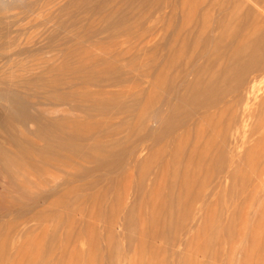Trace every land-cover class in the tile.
I'll return each mask as SVG.
<instances>
[{
    "label": "rangeland",
    "instance_id": "374dc122",
    "mask_svg": "<svg viewBox=\"0 0 264 264\" xmlns=\"http://www.w3.org/2000/svg\"><path fill=\"white\" fill-rule=\"evenodd\" d=\"M185 1L0 0V90L3 91H0V109L4 113L2 117H5L6 122L13 125L18 133L22 134V128L28 130L27 136L30 135L29 138L37 141L38 148L43 144L38 142L36 135L57 141L63 149L72 148L71 151L76 150L74 154L77 155L76 163H70L66 156H57L58 160L54 157L50 162L55 161L56 164L52 162L53 166L44 165L47 170L42 168V162L38 164L36 161V166L38 164L39 168H42V172L38 169V173L36 167L27 165L22 166L23 174L21 170L12 168L11 175H14L17 184L24 181L23 184L21 182V188L13 185L16 181L10 182V179L0 176V264H264V120L261 119H264V110H261V105L264 104V70L261 71L262 74H256L261 80L259 77L255 84L253 99L251 98L247 105L243 103L239 106V111L226 113L233 121L246 118L244 124L235 121L237 128L233 127L230 132L224 130V126L231 122L226 115L223 116L224 119L216 117V121L211 124L204 123V130L188 131L189 128L196 129L195 124L205 117V111L201 108L203 103L215 99V96L206 97L201 93L198 94L201 97L196 95L194 101L185 106L183 113L173 112L176 108L171 110L172 112L168 110L170 113L167 110L161 112L160 116L164 114V122L160 124L162 126L140 120L142 111L139 109L141 104H144L142 102L149 98L148 92L154 95L153 98L168 96L163 90L164 84L162 88L155 89L156 92H150L153 80L160 76L166 85H173V79H165V76L161 75L162 72L171 70V73H174L190 59L188 56L198 52L194 49V44L201 45L202 40L186 34L184 26L189 24L186 28L191 25L194 29L197 26V31L191 28L196 32L209 26L215 28L216 24L224 21L223 16L227 21L230 16L227 18L226 14L233 13L227 11L219 17L215 12L216 4L236 1L242 5L248 0ZM205 12H208L209 17H206ZM198 19L202 25L197 23ZM23 28L27 30H24V33L21 30ZM29 31L35 33L31 34L32 40L35 39L33 43L28 38L29 47L26 48L24 44L30 35ZM25 32H28V35H25ZM51 41L58 44L54 45ZM20 42L24 43L20 45ZM184 43L191 46L189 50H184ZM10 45L16 47L15 52H11L17 53L16 55L7 54L14 49ZM53 45L58 46L57 53H60L57 66L58 70L60 69L58 79L59 75L61 79L58 84L61 82V90L58 88V95L60 94L59 98L62 97V100H59L60 105L54 109L48 105H36L40 99H37L38 102L33 96L42 92L38 90L41 86H37L40 82L42 85V80L39 75L40 80L34 76L37 77L40 71H35L37 74L34 76L30 73V77V70H25L32 67H28L32 61L34 65L35 61L49 57ZM22 46H25L23 52ZM178 49L179 53L176 52ZM24 50L26 53L30 50L31 53L26 54ZM191 52L194 54H190ZM207 56L208 54L204 57L205 62L209 58ZM204 60H199V65H195L199 71L204 67ZM18 65L21 68L17 67ZM25 66L28 68L23 69ZM196 68L194 71L198 70ZM194 71H190L189 80L188 77L184 78L187 80L186 84L194 81L197 74ZM22 72L27 76L24 73V77ZM91 76L94 79H91ZM24 78L30 80V83L34 81L33 85L37 83L34 87L30 85L35 89V93L32 91L34 89L30 88L33 93L28 90L26 94L22 91L21 95L31 94L24 97L28 101L26 106L32 103L30 106L33 109L36 106V109L30 111L24 105L26 102L19 100V107L22 108L13 109V114L10 108H6L11 103L7 101H11L18 94L12 92L11 97L7 96L10 92L8 87L11 85V88L16 82V85L21 84L25 81L22 80ZM89 79L96 80V83H91ZM173 86L180 94L184 92L183 88H186L185 85L183 88L178 87L179 83L176 82ZM197 87L199 90L209 88L218 94L230 89L229 86H223L224 89L221 86L208 87L203 83L197 84ZM12 89L18 90V86ZM82 94L84 96H81ZM21 96L18 95L19 99L23 98ZM231 96L223 97L219 109H224V105L233 99V95ZM166 97L165 100L170 99ZM174 102L178 104L177 100ZM154 104L157 109L158 105ZM150 109L145 111L147 115H150L155 107ZM54 111L56 112L52 114ZM59 117L60 120L63 118L62 121ZM55 122L60 124V130H55L56 133L52 130ZM84 122L86 124H83ZM218 123L224 124V128ZM1 130L0 127V132ZM73 130L75 135L70 133ZM184 132L186 135L182 134ZM192 135L194 139L199 136L204 138L199 139L202 140L200 143L197 139L195 141ZM25 140L26 137L23 141ZM182 142H188V145L185 146ZM222 142L227 143L225 150V143ZM69 144L72 145L71 148ZM177 144L179 147H176ZM137 146L142 147L138 148L140 153L137 152ZM8 148L11 150L10 146ZM220 149L222 154L224 152L223 155ZM236 149L237 151H234ZM192 152H197L198 158L196 154L193 156ZM191 156L197 160L190 158ZM202 157L204 160L211 158L212 161L206 163ZM164 165L167 169L162 167ZM109 167L116 168L107 170ZM25 172L29 173L27 177ZM48 172L51 174H47ZM22 177L24 179H21ZM217 181L220 183L217 184ZM150 192H153L152 196Z\"/></svg>",
    "mask_w": 264,
    "mask_h": 264
},
{
    "label": "bare ground",
    "instance_id": "6f19581e",
    "mask_svg": "<svg viewBox=\"0 0 264 264\" xmlns=\"http://www.w3.org/2000/svg\"><path fill=\"white\" fill-rule=\"evenodd\" d=\"M183 1V0H182ZM217 1V0H216ZM186 3H187V0L185 1ZM196 2H198V1H196ZM195 2V3H196ZM200 2V1H199ZM191 3V2H190ZM207 3V2H206ZM215 3H217V2H215ZM185 4V3H184ZM200 4V3H199ZM198 4V5H199ZM247 4H248V6H247ZM193 5V4H192ZM203 5V4H202ZM243 5V6H242ZM242 5H240V3L238 4V3H236V1H232V2H230L229 3V1H227V2H222V3H220V4H216L215 5V12L217 13V15H219V17L222 15V14H225L227 11H230V12H233V13H230V14H232V15H228V14H226V17L227 16H230V18L227 20V21H225V16H223L224 17V21H221V22H219V20H218V24H216L217 25V27H215V28H210V26L209 27H205V28H203V29H199V28H197V29H199V31L198 32H196L197 30H196V27L197 26H195V29H194V26H191L190 25V28H188L189 26V24H187L186 26H188L187 28H186V26H184V28L186 29L185 30V32H186V34H188L189 36H196L197 38H198V40H202V43H201V45H200V43L199 44H194V49L195 50H197L198 52H196L195 54L194 53H190V54H194V55H192V56H188V58H190L189 60H187V62L184 64V66H181L179 69L177 68V70L173 73H171V70L170 71H166V72H162V77H164L165 76V79H166V77L167 78H172L173 80H171L172 82H173V85H174V82H176V83H179V86L178 87H180V88H183V86L184 87H186V88H183V89H185L184 90V92L182 91V94H180L179 93V91L177 90V88H174V86L173 85H171V86H173V87H171V86H168V85H166L165 83L166 82H164V81H162L161 80V77L159 78V77H157V79L156 80H153V83H151L152 84V90L150 91V92H152L153 90V92H156L155 91V89H157V88H162V86H164L165 88H166V86H167V88L165 89L164 87H163V90H165L166 92H167V94H168V96L166 97L165 95H163L162 97H156V98H153V96L151 95V93H149L148 92V96H149V98H147V100L146 101H143L142 103H144V104H141V106H140V111H142V113L140 112V120H146L147 121V123H156L157 125L156 126H159L161 123L163 124V118H164V114L162 115L163 116V118H162V116H160V113L162 112H164L165 110H167V112H169L168 110H173L174 108H176V109H174L173 110V112L174 111H177L178 113L179 112H181L182 111V113H183V110L185 111V106L186 105H188V104H190L191 103V101H194V97H196V95L197 96H199V97H201L200 95H198V94H203L204 96H215V99H212V101L211 102H209V100L207 101V102H205V103H203V105H202V109H204V111H205V113H204V115H205V117H203V118H200V120H198V122L195 124V126L196 127H194V125H193V127L194 128H196V129H188V131L189 130H204V123H213V121H216L215 119H216V117L217 118H223V116L224 115H226V113H228V112H231V114L232 113H234L236 110L237 111H239V106H242V104L244 103H246V105H247V103H248V101L253 97V95H254V89H255V84H256V82L258 81V79H259V77L258 76H256V74L258 73V72H261V71H263L264 70V0H248V1H246L245 2V4H242ZM180 6V5H179ZM188 6V5H187ZM190 6H191V4H190ZM183 7V6H182ZM194 7V6H193ZM201 7V6H200ZM213 7V6H212ZM173 8V7H172ZM180 8V7H179ZM185 8V7H184ZM183 8V9H184ZM186 8H188V7H186ZM208 8V7H207ZM210 8V7H209ZM208 8V9H209ZM42 9V8H41ZM46 9V8H45ZM205 9V8H204ZM181 10V9H180ZM203 10V9H202ZM233 10V11H232ZM41 11V10H40ZM174 11V10H173ZM172 11V12H173ZM183 10H181V12H182ZM190 11V10H189ZM212 11V10H211ZM185 12V11H184ZM208 12H210V10L208 11ZM208 12H205L204 14L206 15V17H209V16H207V13ZM171 13V12H170ZM187 13V12H186ZM181 14V13H180ZM173 15V14H172ZM191 15V14H190ZM196 15V14H195ZM165 17V16H164ZM171 17V16H170ZM193 17V16H192ZM203 17V16H202ZM172 18V17H171ZM186 18V17H185ZM185 18H183V19H185ZM210 18H212V17H210ZM216 18V17H215ZM215 18H213V19H215ZM228 18V17H227ZM177 19H178V16H177ZM205 19V18H204ZM223 19V18H222ZM51 20V19H50ZM199 20V19H198ZM216 20V19H215ZM49 21V20H48ZM203 21V20H202ZM35 22H37L36 20H35ZM179 22V21H178ZM184 22V21H183ZM200 22V20L199 21H197V23H199ZM191 23V22H190ZM212 23V22H211ZM32 24V23H31ZM41 24V23H40ZM192 24V23H191ZM199 24H201V23H199ZM213 24V23H212ZM202 25V24H201ZM205 25V24H204ZM203 25V26H204ZM211 25V24H210ZM214 25V24H213ZM28 26V25H27ZM176 26V25H175ZM31 27H32V25H31ZM40 27V26H39ZM170 27V26H169ZM168 27V28H169ZM193 27V29L194 30H196V31H194V30H192L191 28ZM8 28V27H7ZM33 28V27H32ZM31 28V29H32ZM36 28H37V25H36ZM181 28H182V26H181ZM55 29V28H54ZM167 29V28H166ZM183 29V28H182ZM22 30V32L24 31V30H26L25 28H23V29H21ZM34 30H35V28H34ZM38 30V29H37ZM168 30V29H167ZM170 30V29H169ZM27 31V30H26ZM32 31V30H31ZM55 32H56V30H54ZM35 32V31H34ZM55 32L53 33L54 34V38H55ZM194 32H196V33H194ZM16 33H18V32H16ZM20 34H21V32H19ZM18 33V34H19ZM24 33V32H23ZM22 33V34H23ZM26 33H28V32H25V35H28V34H26ZM29 33H30V35H28L27 36V38H26V36H25V38H26V40L27 41H25V43L26 44H24V45H26V48H28L29 47V45H28V47H27V42H28V38H30L31 40H32V37H31V34H33V32L31 33L30 31H29ZM35 34V33H34ZM33 34V35H34ZM52 34V33H51ZM182 34V33H181ZM32 35V36H33ZM53 36V35H52ZM17 37V36H16ZM186 37V36H185ZM188 37V36H187ZM24 38V39H25ZM145 38V37H144ZM183 38H184V36H183ZM193 38V37H192ZM35 39V38H34ZM33 39V40H34ZM56 39V38H55ZM186 39V38H185ZM20 40V39H19ZM29 40L30 42H33L34 43V41L32 40ZM21 41H23V40H21ZM18 42V41H17ZM30 42H29V44H30ZM39 42V41H38ZM55 43H57L56 41H54ZM197 42V41H196ZM19 43V42H18ZM18 43L16 44V45H18ZM24 43V42H23ZM23 43H21L20 42V45L21 44H23ZM51 43L52 44H54L52 41H51ZM44 44V43H43ZM58 44V43H57ZM57 44H54V45H57ZM13 45H15L14 43H13ZM13 45H10V46H12V48H14V49H11V51H10V53H7V54H9V56H10V54H11V52H13L12 50H14V52H15V48L16 47H14ZM15 45V46H16ZM32 44H30V46H31ZM46 45V44H45ZM52 46L51 47V51H50V56L49 57H46V58H41V60H39V61H35L36 62V64H34V65H32V62L30 63V62H27V63H30V65H28V67L29 66H32L31 68H29V69H25V68H28L27 66H25L23 69H25L26 70V72H28L29 70V73H28V75L30 76V73H33V74H31V75H33L34 76V74H35V71L36 72H38V71H40L39 72V74H37V77L36 76H34V78H37V79H39L38 78V75L40 76V79L42 80V85H41V82L39 83L40 85H37V86H41V89L39 88L38 90L39 91H42L41 93H38V94H36L34 91H35V89L33 88L34 87V85L35 84H37V83H34V85L32 84L34 81H32V83H30L29 81L30 80H28V79H26V78H24V79H22L24 82H22L21 84L20 83H18L17 85H16V83H15V85L13 86L12 85V87H16L17 88V86H18V90L16 89H12V87L11 88H9L11 85H9V87H8V89H9V95H7V93L5 94V95H7V96H10L11 94H12V92H15V93H17L18 95H22V91L26 94L27 93V91L29 90H31L30 88H33L34 90H32L35 94H34V96H33V99L35 100H37V99H40V102L37 104L36 103V105H38V107H39V105H42V107L44 106V105H48V107H50L51 106V108H57L60 104H59V100L62 98L61 96H60V98H59V95H58V93H59V90H58V88H59V85H61V82H59V84H58V80L59 79H61L60 78V75H59V79H58V73H59V70H58V66H59V64H57L58 63V57L60 58V53L58 54L57 53V51H58V49H57V47L58 46ZM183 45V44H182ZM192 45V44H191ZM184 46H185V48H184V50L185 49H187V50H189L190 49V47L191 46H188V44H185L184 43ZM17 47H20V46H17ZM25 46H22V52H23V48H24ZM33 47V46H32ZM8 49V48H7ZM105 49V48H104ZM180 49V48H179ZM179 49L176 51V52H178L179 51ZM193 49V48H192ZM17 50V49H16ZM27 50V49H26ZM35 50V49H34ZM33 50V51H34ZM182 50V49H181ZM20 51V50H19ZM25 51V50H24ZM36 51V50H35ZM37 51H39V50H37ZM41 52V51H40ZM180 52V51H179ZM178 52V53H179ZM187 52V51H186ZM20 53V52H19ZM24 53H26V51L24 52ZM27 53H31L30 52V50H29V52L27 51ZM26 53V54H27ZM174 53H175V51H174ZM178 53H177V55H178ZM6 54V55H7ZM15 54V53H14ZM14 54H11L12 56L14 55ZM17 54V53H16ZM15 54V55H16ZM208 54V56L207 57H209L208 59H207V61L205 62V58L204 57H206V55ZM1 55V54H0ZM3 55H5V53H3ZM22 55H23V53H22ZM33 56H34V52H33V54H32ZM38 55V54H37ZM41 55V54H40ZM176 55V56H177ZM8 59H10V57H8V56H6ZM5 57V58H6ZM36 57V56H35ZM181 57V56H180ZM182 57H183V54H182ZM4 58V57H3ZM6 58V59H7ZM26 58H30V57H26ZM175 58V57H174ZM178 58H179V56H178ZM2 59V58H1ZM7 59V60H8ZM23 59V58H22ZM176 59V58H175ZM175 59H172V60H175ZM204 60V67L202 68V70H200L199 71V69L198 68H196L195 67V65H196V63L197 62H199V60H200V62H201V60ZM5 60V59H4ZM29 60V59H28ZM27 61V60H26ZM25 61V62H26ZM91 61H93V60H91ZM176 61V60H175ZM178 61V60H177ZM14 62V61H13ZM17 62V61H16ZM34 62V63H35ZM94 62V61H93ZM96 62H97V60H96ZM181 62V61H180ZM27 63H24V65L25 64H27ZM175 63V62H174ZM179 62H177V64H178ZM96 64V63H95ZM97 64H98V62H97ZM198 64V63H197ZM203 64V63H202ZM23 65V66H24ZM58 65V66H57ZM178 65H180V63L178 64ZM183 65V64H182ZM199 65V64H198ZM21 66V65H20ZM22 66V67H23ZM197 66V65H196ZM17 67H19V65L17 66ZM172 67V66H171ZM11 69H12V67H10ZM10 68H8V69H10ZM19 68H21V67H19ZM176 68V67H175ZM194 68H196V69H198V70H195L196 71V73L197 74H195L196 75V77L194 78V81L193 82H190L189 84L187 83L186 84V82H187V80H189V77H188V75L190 74V71L193 69V71H194ZM7 69V70H8ZM22 69V70H23ZM18 70V69H17ZM24 70V71H25ZM165 70V69H164ZM194 71V72H195ZM19 72V71H18ZM21 72V71H20ZM23 73V76H24V73L25 72H22ZM21 73V74H22ZM264 73V72H263ZM35 74V75H36ZM153 74V73H152ZM159 74H160V72H159ZM193 74V75H194ZM261 74H262V72H261ZM25 75L27 76V74L25 73ZM164 75V76H163ZM192 76V72H191V75H190V77ZM263 76V75H262ZM22 77V76H21ZM25 77V76H24ZM31 77V76H30ZM186 77H188L187 78V80L185 81L184 80V78L186 79ZM17 78H18V76H17ZM96 78V77H95ZM251 78V79H250ZM263 78H264V76H263ZM39 79V80H40ZM91 79H94V78H92V76H91ZM153 79H155V78H153ZM169 79V80H170ZM13 80V79H12ZM11 80V81H12ZM38 80V81H39ZM90 80V79H89ZM96 80H97V78H96ZM96 80H90L91 81V83L94 81H96ZM260 80H261V77H260ZM259 80V81H260ZM10 81V82H11ZM17 81H18V79H17ZM21 80H19V82H20ZM37 81V80H36ZM155 81V82H154ZM184 81V82H183ZM191 81H192V79H191ZM86 82H88V80L86 81ZM14 83V82H13ZM96 83V82H95ZM99 83V82H98ZM181 83V84H180ZM185 83V84H184ZM200 83H203V85L204 84H207V86L209 87V86H211V87H213V86H221V87H223V86H226V87H230V89L229 90H226L225 92H222L221 90V92L222 93H217V92H212L213 90L212 89H209L208 87V90H199V88L197 87V84L199 85ZM1 84H2V82H1ZM0 84V85H1ZM5 84V83H4ZM118 84V83H117ZM164 84V85H163ZM21 85V86H20ZM30 85H33V87H31ZM91 85V84H90ZM95 85V84H94ZM93 85H91V87H92ZM104 86V85H103ZM139 86V85H138ZM151 86V85H150ZM19 87H21V89L19 88ZM61 87V86H60ZM85 87V86H84ZM205 87V86H204ZM38 88V87H37ZM89 88H90V86H89ZM107 88V87H106ZM122 88V87H121ZM120 88V89H121ZM151 88V87H150ZM23 89V90H22ZM60 89V88H59ZM82 89H84L83 87H82ZM81 89V90H82ZM216 89V88H215ZM222 89H224V87L222 88ZM61 90V89H60ZM85 90H87V89H85ZM84 90V91H85ZM162 90V91H163ZM217 90H219V89H217ZM1 91V90H0ZM8 90L6 89V92H7ZM26 91V92H25ZM161 91V90H160ZM3 91H1V93H2ZM5 92V91H4ZM31 92V91H30ZM29 92V93H30ZM33 92H31V93H33ZM89 92V91H88ZM102 92H103V90H102ZM123 92V91H122ZM122 92H120V93H122ZM11 93V94H10ZM28 93V94H29ZM84 93V92H83ZM86 94H87V92H85ZM90 93V92H89ZM99 93V92H98ZM110 93V92H109ZM163 93H164V91H163ZM85 94V95H86ZM104 94H106V93H104ZM128 94V93H127ZM170 94V95H169ZM16 95V94H15ZM18 95H17V97H18ZM31 95V94H30ZM29 95V96H30ZM76 95V94H75ZM89 95H91V94H89ZM100 95V94H99ZM138 95V94H137ZM142 95V94H141ZM159 95V94H158ZM226 95H233V99L228 103V104H225L224 106V109L222 108H220L219 109V107H220V104L222 103V99H223V97L224 96H226ZM2 96H4L3 94H2ZM7 96H6V98H7ZM14 96V95H13ZM12 96V97H13ZM27 95H25V96H21V98L23 97H26ZM29 96H27V97H29ZM81 96H84L83 94L81 95ZM204 96H202V97H204ZM5 97V96H4ZM11 97V96H10ZM16 96H14V98H12L11 99V101H7V102H11L10 104H11V107H10V104L8 105L9 107H6V108H10V110H11V113H13V109H18V107H19V103H20V101L22 102L23 101V103H24V101L26 102V104L24 103V105L26 106L27 105V103H28V101H26V99L24 98H22V99H19V97L17 98ZM87 97V96H86ZM85 97V98H86ZM100 97V96H99ZM130 97V96H129ZM144 97H146V95H144ZM165 97H166V99L167 98H170L169 100L167 99V100H165ZM232 97V96H231ZM230 97V98H231ZM31 98V97H30ZM30 98H29V101H31L30 100ZM90 98V97H89ZM92 98V97H91ZM4 99V98H3ZM145 99V98H144ZM162 99H164V100H162ZM253 99V98H252ZM18 100V101H17ZM20 100V101H19ZM28 100V99H27ZM33 100V101H34ZM62 100V99H61ZM175 100H177V102H178V104H175ZM36 101V102H37ZM202 101V100H201ZM6 102V101H5ZM35 102V101H34ZM33 102V103H34ZM155 103V104H154ZM192 103H194V102H192ZM30 104L32 105V103H29V105H28V107L30 106ZM153 104L154 105H158L157 106V109H156V106H153ZM202 104V103H201ZM200 104V105H201ZM20 105H22V103L20 104ZM261 105V104H260ZM34 106V105H33ZM151 106H153V107H151ZM170 106H171V109H169L170 108ZM174 106V107H173ZM264 106V104H262L261 105V107H262V109L261 110H264L263 107ZM21 107V106H20ZM19 107V108H20ZM27 107V106H26ZM25 107V108H26ZM27 107V109H29L30 111L33 109V107H31L30 106V108H28ZM41 107V106H40ZM41 107V108H42ZM154 107H155V109H154ZM194 107V106H193ZM249 107V106H248ZM22 108V107H21ZM23 108H24V106H23ZM151 108V109H150ZM154 109V111L150 114V115H147L146 113H145V111H149V109L150 110H153ZM190 108V107H189ZM3 109V108H2ZM27 109H25V110H27ZM36 109V106H35V108L33 109V110H35ZM38 109V108H37ZM194 109V108H193ZM243 109V108H242ZM4 110H6V109H4ZM10 110H7V111H9L10 112ZM212 110H215V112L213 113V111ZM36 111H38V110H36ZM45 111V110H44ZM210 111H212L211 112V114H209L210 113ZM242 111V110H241ZM4 112H6V111H4ZM26 112V111H25ZM56 111H54V112H52V114L53 113H55ZM172 112V111H171ZM7 114H8V112H6ZM5 113V114H6ZM18 113V112H17ZM39 113H40V111H39ZM41 113H43V112H41ZM48 113H51V112H48ZM170 113V112H169ZM188 113V112H187ZM14 114V113H13ZM173 114V113H172ZM175 114V113H174ZM181 114V113H180ZM203 114V113H202ZM243 114V113H242ZM2 115H4V113L2 112V110L0 109V127H1V132H0V176H1V178L3 177V178H5V179H10V182H12V181H16V183L14 184L13 183V185L16 187V186H18L19 188H21V186H22V184H23V182H22V184H21V182L19 183V184H17V180H14V175H11L12 174V170L13 169H15V170H21L22 171V169H23V167L22 166H31V167H36V173H38L37 171H38V169H40L39 168V166H38V164L40 163V162H42L43 164V166L44 165H54V164H52V162L53 161H51L50 162V160L53 158V159H55L57 156V158H59V156H66L67 157V159L70 161V163L71 162H74V163H76V158H77V155H75L74 154V152L76 151H74V152H72L73 151V149L71 148V146L72 145H70V148H71V150L70 149H68L67 147H66V149H63V148H61L62 146H60L59 144H58V142L56 141V142H54V141H52L51 139L50 140H48V139H46V138H44L43 136H39V135H36V139L38 140V142H42V146L41 147H39L38 148V146H37V141L35 142V140H33V138L31 139V138H29L30 137V135H29V137L27 136L28 135V130H24V128H22L23 130H22V134H20V133H18L15 129H14V127H13V125H10L8 122H6L7 120H5L3 117H2ZM189 115H192V114H189ZM201 115V114H200ZM206 115H209V116H206ZM229 115V114H228ZM228 115H226V118H227V116ZM234 115V114H233ZM240 115V114H239ZM252 115V114H251ZM259 116H261L260 114H259ZM177 117V116H176ZM188 117H190V116H188ZM234 117H235V115H234ZM237 117H239V116H237ZM260 118L261 117H259V120H260ZM63 119V118H62ZM62 119L60 120V117H59V120L60 121H62ZM178 119V118H177ZM181 119V118H180ZM224 119V118H223ZM228 119H231V122L229 121L228 122V124L227 125H225L224 127H225V129L224 130H229V132H230V130H233V127H236V123L238 122V124H239V122L241 121V119L239 120V121H236V123L234 124V122L235 121H233L232 120V118H229V116H228ZM237 119V118H236ZM262 119V121L264 120L263 118H261ZM23 120V119H22ZM238 120V119H237ZM244 120H246V118L244 119V118H242V124H244L243 122H244ZM67 121V120H66ZM70 121V120H69ZM174 122H175V120H173ZM172 121V124H174V122ZM223 121V120H222ZM221 121V122H222ZM233 121V122H232ZM72 122H74V121H72ZM77 122V121H76ZM240 122V123H241ZM67 123H68V121H67ZM66 123V124H67ZM88 123V122H87ZM227 123V122H226ZM248 123V122H247ZM263 123V122H262ZM63 124H64V121H63ZM62 124V125H63ZM65 124V125H66ZM69 124V123H68ZM73 124H76V123H73ZM79 123L77 122V124L76 125H78ZM83 124H86L85 122L83 123ZM92 124H93V122H92ZM165 124V123H164ZM176 124H177V122H176ZM189 124H191V123H189ZM218 124H220V123H218ZM224 124H225V122H224ZM224 124H220L222 127H223V125ZM237 124V125H238ZM60 124H59V122H55L54 124H53V128H52V130L53 131H55V130H60V126H59ZM69 125H71V124H69ZM69 125H67L69 128H70V126ZM76 125H75V127H76ZM90 125V124H89ZM96 125V124H95ZM150 125V124H149ZM175 125V124H174ZM220 125H219V128H220ZM67 126H66V128H67ZM73 126L74 125H72L71 127H72V129H73ZM80 126V125H79ZM88 126V125H87ZM92 126V125H91ZM160 126H162V125H160ZM216 126V125H215ZM245 126H247L246 124H245ZM260 126H261V124H260ZM74 127V128H75ZM86 127V126H85ZM99 127V126H98ZM164 127V126H163ZM171 127V126H170ZM180 127V126H179ZM182 127V126H181ZM180 127V128H181ZM218 127V126H217ZM223 127V128H224ZM241 127V126H240ZM63 128V127H62ZM65 128V127H64ZM81 128H82V126H81ZM84 128V127H83ZM93 128H95V127H92V129ZM125 128V127H124ZM128 128V127H127ZM160 128V127H159ZM175 128V127H174ZM183 128V127H182ZM223 128H221V129H223ZM227 128V129H226ZM237 128V127H236ZM242 128H243V125H242ZM263 128V127H262ZM68 129V128H67ZM72 129H70V130H72ZM144 129V128H143ZM165 129V128H164ZM167 129V128H166ZM179 129V128H178ZM245 129V128H244ZM259 129H260V127H259ZM63 130V129H62ZM76 130V129H75ZM97 130H98V128H97ZM157 130H158V128H157ZM170 130V129H169ZM219 130V129H218ZM235 130V129H234ZM237 130H239V129H237ZM84 132H85V128H84V130H83ZM83 131H82V133H83ZM179 131H181V130H179ZM220 131H222V130H220ZM58 132H60V131H58ZM64 133L66 132V131H63ZM90 132V131H89ZM155 132V131H154ZM201 132V131H200ZM226 132V131H225ZM232 132V131H231ZM259 132V131H258ZM55 133H56V131H55ZM68 133V132H67ZM70 133H75V131L73 130V132L71 131ZM157 133V132H156ZM186 132H184V133H182V134H184V135H186L185 134ZM60 134V133H59ZM135 134H136V132H135ZM153 134V133H152ZM160 134V133H159ZM200 134V133H199ZM221 134V133H220ZM18 135L20 136V138H18ZM21 135H22V137H21ZM56 135H58V133L56 134ZM63 135H65V134H63ZM69 135V134H68ZM67 135V136H68ZM73 135H75V134H73ZM73 135H69V136H73ZM79 135H80V133H79ZM82 135V134H81ZM165 135V134H164ZM200 135H203V134H200ZM24 136V137H23ZM68 136V137H69ZM83 136V135H82ZM181 136V135H180ZM205 136V135H204ZM233 136V135H232ZM232 136H231V139H232ZM235 136V135H234ZM25 137H26V140L25 141H23L24 139H25ZM58 136H56V138H57ZM80 137V136H79ZM137 137V136H136ZM187 137V136H186ZM195 137V136H194ZM203 137V136H202ZM202 137H200L199 136V138L197 139L198 140V142H200L201 143V141H199V139L200 138H202ZM22 138H24L23 140H22ZM54 138H55V135H54ZM65 138V137H64ZM64 138H63V140H64ZM73 138H74V136H73ZM192 138H193V135H192ZM191 138V139H192ZM204 138V137H203ZM218 138V137H217ZM227 138V137H226ZM228 138H230V136L228 137ZM66 139V138H65ZM149 139H150V137H149ZM175 139V138H174ZM194 139V138H193ZM192 139V140H193ZM196 139H194L195 141H196ZM210 139V138H209ZM54 140V139H53ZM62 140V139H61ZM68 140V139H67ZM127 140V139H126ZM145 140V139H144ZM193 140V141H194ZM233 140V139H232ZM263 140V139H262ZM72 141V140H71ZM183 141V140H182ZM205 141V140H204ZM215 141V140H214ZM225 141H227V139L225 140ZM236 141V140H235ZM62 142V141H61ZM190 143H191V141H189ZM198 142L196 143V144H198ZM182 143H184V145L185 144H187L188 145V142H182ZM194 143L195 142H193V144L192 145H194ZM223 143V142H222ZM225 143V146L223 145V147H224V150H225V148H226V142H224ZM223 143V144H224ZM235 143V142H234ZM238 143V142H237ZM263 143V142H262ZM57 144V145H56ZM68 144V143H67ZM140 144H141V142H140ZM150 144V143H149ZM229 144V143H228ZM230 144H232V143H230ZM264 144V143H263ZM175 145V144H174ZM192 145H190V146H192ZM202 145H203V143H202ZM8 146H10L11 147V150H9V148H8ZM144 146V145H143ZM172 146V145H171ZM178 146V144L176 145V147ZM186 146V145H185ZM207 146V145H206ZM228 146H231V145H228ZM64 147V146H63ZM69 147V146H68ZM179 147V146H178ZM189 147V146H188ZM192 147H194V146H192ZM192 147H190L189 149L190 150H192L191 148ZM198 148H200L199 147V145L197 146ZM203 147V146H202ZM138 148H142V147H139V146H137V152H139L140 150L138 149ZM145 148V147H144ZM196 148V147H195ZM206 148V147H205ZM209 148V147H208ZM222 148V147H221ZM229 148V147H228ZM233 148V147H232ZM263 148H264V145H263ZM76 149V148H75ZM181 149H183V148H181ZM186 149V148H185ZM128 150V149H127ZM135 150V149H134ZM178 150V149H177ZM189 150V151H190ZM195 150V149H194ZM78 151V150H77ZM141 151H144V150H141ZM173 151V150H172ZM183 151V153H185L184 152V149L182 150ZM188 151V152H189ZM196 151V150H195ZM205 151V150H204ZM207 151H209V150H207ZM206 151V152H207ZM220 151H221V155H223L224 154V152H223V154H222V150L220 149ZM234 151H237V149L236 150H234ZM65 152V153H64ZM134 152V151H133ZM175 152V151H174ZM202 152V151H201ZM210 152V151H209ZM208 152V153H209ZM79 153V152H78ZM140 153V152H139ZM139 153H137V156H139L138 154ZM177 153V152H176ZM183 153H182V155H183ZM197 152H195V154H196ZM202 153H204V152H202ZM233 153V152H232ZM133 154V153H132ZM135 154V153H134ZM142 154V153H141ZM171 154V153H170ZM169 154V155H170ZM178 154V153H177ZM180 154V153H179ZM191 154V153H190ZM194 154V152H192V155ZM194 154V155H195ZM207 154V153H206ZM219 154H220V152H219ZM173 155V154H172ZM171 155V156H172ZM193 155V156H194ZM198 154H196L195 156L198 158V156H197ZM203 155H205V154H203ZM202 155V156H203ZM209 155V154H208ZM227 155V154H226ZM230 155V154H229ZM229 155H227V156H229ZM100 156H102V155H100ZM188 156H190V155H188ZM193 156H191L190 158H192ZM219 156V155H218ZM227 156H226V158H227ZM236 156H237V154H236ZM55 157V158H54ZM92 157H94V156H92ZM203 157H205V156H203ZM203 157H202V159H203ZM56 158V159H57ZM86 158V157H85ZM88 158V157H87ZM97 158H99L100 159V157H98L97 156ZM103 158V157H102ZM131 158V157H130ZM133 158V157H132ZM135 158H136V156H135ZM194 159H195V161L197 160V158H195V157H193ZM222 158H223V156H222ZM253 158V157H252ZM159 159V158H158ZM194 159H192V160H190V161H194ZM202 159H200V160H202ZM223 159H225V158H223ZM230 159V158H229ZM262 159V158H261ZM40 160V161H39ZM58 160V159H57ZM159 160H161V159H159ZM204 160V159H203ZM203 160H202V162H203ZM209 160L210 161H212L211 160V158H209ZM208 159L207 160H204V162L206 161V163H207V161H209ZM222 160V159H221ZM36 161H37V166H36ZM233 161V160H232ZM35 162V163H34ZM55 162V161H54ZM53 162V163H54ZM92 162H94V161H92ZM154 162V161H153ZM166 162V161H165ZM188 162V161H187ZM201 162V161H200ZM203 162V163H204ZM222 162V161H221ZM247 162V161H246ZM73 163V164H74ZM167 163H168V161H167ZM189 163H191V162H189ZM196 163V162H195ZM198 163V162H197ZM196 163V164H197ZM203 163H201V165L203 164ZM218 163V162H217ZM229 163H230V160H229ZM232 163V162H231ZM238 163V162H237ZM55 164H56V162H55ZM65 164V163H64ZM104 164V163H103ZM120 164V163H119ZM188 164V163H187ZM209 164H210V162H209ZM219 164V163H218ZM223 164V163H222ZM246 164H248V163H246ZM41 165V166H42ZM108 165V164H107ZM125 165V164H124ZM190 165V164H189ZM193 165V164H192ZM199 165V164H198ZM205 165V164H204ZM219 165H221V164H219ZM61 166H63V165H61ZM67 166H69V165H67ZM71 166V165H70ZM104 166H106V165H104ZM109 166H111V165H109ZM167 166V165H166ZM191 166V165H190ZM45 167V166H44ZM44 167H42L43 169H46L47 168V166L44 168ZM58 167H59V165H58ZM64 167H66V166H64ZM63 167V168H64ZM162 167H164L165 168V165L164 166H162ZM161 167V168H162ZM13 168V169H12ZM26 168V167H25ZM33 168V169H34ZM41 168V169H42ZM49 168V167H48ZM57 168V167H56ZM114 168H116V167H109L107 170H112V169H114ZM163 168V169H164ZM264 168V167H263ZM40 169V171L42 172V170ZM59 169H61L60 167H59ZM165 169H167V167L165 168ZM165 169L163 170V171H165ZM220 169H221V166H220ZM227 169V168H226ZM225 169V170H226ZM28 170V169H27ZM47 170V169H46ZM45 170V171H46ZM69 170V169H68ZM116 170V169H115ZM158 170V169H157ZM188 170V169H187ZM197 170V169H196ZM208 170V169H207ZM31 171V170H30ZM29 171V172H30ZM34 171H35V169H34ZM51 171V170H50ZM49 171V172H50ZM114 171V170H113ZM167 171V170H166ZM234 171V170H233ZM242 171V170H241ZM47 173V174H51V173ZM115 172V171H114ZM206 172V171H205ZM211 172V171H210ZM18 173H21V172H18ZM27 172H25V174H26ZM46 173V172H45ZM162 173H164V172H162ZM167 173V172H166ZM165 173V174H166ZM185 173V172H184ZM212 173V172H211ZM217 173H219V172H216V174ZM227 173V172H226ZM231 174L232 173H235V172H230ZM22 174H23V171H22ZM44 174V173H43ZM159 174V173H158ZM168 174V173H167ZM190 174V173H189ZM210 174V173H209ZM209 174H208V176H209ZM230 174V175H231ZM236 174V173H235ZM261 174V173H260ZM29 175V173H27V175H26V177ZM32 175V174H31ZM34 175V174H33ZM33 175H32V177H33ZM40 175V174H39ZM41 175H42V173H41ZM61 175V174H60ZM211 175V174H210ZM215 175V174H214ZM230 175H229V177H230ZM251 175H253V174H251ZM15 176H17V175H15ZM19 176V175H18ZM21 176V175H20ZM24 176V175H23ZM35 176V175H34ZM160 176V175H159ZM163 176V175H162ZM161 176V177H162ZM178 176V175H177ZM233 176V175H232ZM31 177V176H30ZM36 177V176H35ZM40 176H38V178H39ZM207 177V176H206ZM18 178V177H17ZM29 178V177H28ZM27 178V179H28ZM43 178V177H42ZM164 178V177H163ZM167 178V177H166ZM191 178V177H190ZM205 178V177H204ZM209 178V177H208ZM214 178V177H213ZM221 178V177H220ZM219 178V179H220ZM21 179H24L23 177L21 178ZM32 179V178H31ZM156 179V178H155ZM210 179V178H209ZM19 180V179H18ZM45 180V179H44ZM158 180V179H157ZM212 180V179H211ZM217 180V179H216ZM30 181V180H29ZM46 181V180H45ZM184 181V180H183ZM210 181V180H209ZM158 182V181H157ZM190 182V181H189ZM196 182V181H195ZM205 182V181H204ZM172 183V182H171ZM206 183V182H205ZM208 183V182H207ZM217 184L218 183H220V181L218 182H216ZM17 184V185H16ZM156 184V183H155ZM210 184V183H209ZM216 184V185H217ZM260 184V183H259ZM8 185V184H7ZM173 185V184H172ZM208 185V184H207ZM215 185V186H216ZM10 186H11V184H10ZM31 186V185H30ZM38 186V185H37ZM109 186V185H108ZM153 186V185H152ZM176 186V185H175ZM206 186V185H205ZM211 186V185H210ZM215 186H214V189H215ZM154 187V186H153ZM166 187V186H165ZM209 187V186H208ZM221 187H223V186H221ZM17 188V187H16ZM206 188V187H205ZM216 188H217V186H216ZM30 189V188H29ZM152 189V188H151ZM20 190V189H19ZM24 190V189H23ZM176 190V189H175ZM221 190V189H220ZM6 191V190H5ZM30 191V190H29ZM36 191V190H35ZM153 191V190H152ZM213 191V190H212ZM215 191H216V189H215ZM223 191V190H222ZM55 192V191H54ZM155 192V191H154ZM22 193V192H21ZM76 193V192H75ZM152 193L153 192H150V194H151V196H152ZM204 193V192H203ZM220 193V192H219ZM27 194V193H26ZM107 194V193H106ZM158 194V193H157ZM178 194V193H177ZM205 194V193H204ZM215 194V193H214ZM213 194V195H214ZM217 194H218V192H217ZM28 195V194H27ZM203 195V194H202ZM28 197V196H27ZM154 197V196H153ZM153 197H152V199H153ZM192 197V196H191ZM21 198V197H20ZM105 198V197H104ZM155 198V197H154ZM189 198V197H188ZM204 198V197H203ZM15 200V199H14ZM200 200V199H199ZM198 200V201H199ZM24 201V200H23ZM27 201V200H26ZM40 201V200H39ZM38 201V202H39ZM152 202H154L153 200H151ZM150 201V202H151ZM12 202V201H11ZM31 202V201H30ZM186 202H188V201H186ZM190 202V201H189ZM200 202V201H199ZM18 203V202H17ZM28 203V202H27ZM15 204V203H14ZM30 204H32V203H30ZM36 204V203H35ZM79 204V203H78ZM185 204H187V203H185ZM192 204V203H191ZM194 204V203H193ZM192 204V205H193ZM19 205V204H18ZM18 205H17V207H18ZM73 205V204H72ZM201 205V204H200ZM205 205V204H204ZM20 206V205H19ZM28 206H30V205H28ZM32 206V205H31ZM30 206V207H31ZM155 206V205H154ZM194 206H195V204H194ZM193 206V207H194ZM15 207V206H14ZM30 207H28V208H30ZM157 207V206H156ZM189 207V206H188ZM196 207V206H195ZM211 207V206H210ZM89 208V207H88ZM36 209V208H35ZM181 209V208H180ZM215 209V208H214ZM37 210V209H36ZM41 210V209H40ZM51 210V209H50ZM167 211V210H166ZM6 212V211H5ZM36 212V211H35ZM42 212V211H41ZM85 212V211H84ZM39 214H40V212H39ZM31 216V215H30ZM81 216V215H80ZM30 218V217H29ZM36 219H37V216L35 217ZM38 218H39V216H38ZM2 219V218H1ZM26 219V218H25ZM42 219H43V217H42ZM42 219H40V220H42ZM33 220V219H32ZM51 220V219H50ZM26 222L27 221H29V220H25ZM24 221V222H25ZM43 222V221H42ZM45 222V221H44ZM38 223V222H37ZM49 223V222H48ZM44 224V223H43ZM122 225V224H121ZM9 226V225H8ZM7 226V227H8ZM143 233V232H142ZM11 238H12V236H11ZM29 238V237H28ZM9 239H10V237H9ZM11 240V239H10ZM5 243V242H4ZM142 245H143V243H142ZM55 251V250H54ZM41 261V260H40Z\"/></svg>",
    "mask_w": 264,
    "mask_h": 264
}]
</instances>
